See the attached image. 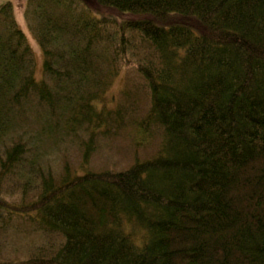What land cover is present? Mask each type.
I'll return each instance as SVG.
<instances>
[{
  "label": "trees",
  "instance_id": "trees-1",
  "mask_svg": "<svg viewBox=\"0 0 264 264\" xmlns=\"http://www.w3.org/2000/svg\"><path fill=\"white\" fill-rule=\"evenodd\" d=\"M23 14L42 76L7 0L0 264H264V0H26ZM127 129L132 163L77 172L70 149L84 168Z\"/></svg>",
  "mask_w": 264,
  "mask_h": 264
},
{
  "label": "rangeland",
  "instance_id": "rangeland-1",
  "mask_svg": "<svg viewBox=\"0 0 264 264\" xmlns=\"http://www.w3.org/2000/svg\"><path fill=\"white\" fill-rule=\"evenodd\" d=\"M7 0H0V6ZM15 6V12L17 19L20 23V25L24 28V30L27 32L29 40L34 48L35 55H36V75L38 78L42 76V51L41 48L38 44V42L35 40L33 35L30 33L27 24L24 19V6L26 4V0H11ZM124 75H122L117 82L115 83L112 92L117 93V97L119 95V89L124 85ZM142 101V100H141ZM143 109L140 110L142 112ZM154 132V138L152 139V144L151 145H146L145 147H148L147 150H144V154H152L154 153L156 144H158V141L161 140V132L158 131L157 129L153 130ZM156 133V134H155ZM135 136V132L128 130L126 134L124 135H119V136H111L110 138H107L106 141H104V145L100 149H98L100 155L98 156H93V160L91 158L88 159L87 165L83 168H79V165H82L81 163V157H82V152L78 148H72L68 152V157L70 162L73 164V166L76 168L77 172L82 169H92L94 167L93 163L97 164L98 161L101 162H106L107 165H111L110 167H113L115 169H120L124 168L128 164L132 163L134 160V151H135V145L133 142H131V135ZM142 145H139L141 148ZM138 147V146H137ZM138 147V148H139ZM63 150V149H62ZM57 150H56V156H57ZM113 165V166H112ZM99 168V166H98ZM56 172H60V167L55 169ZM27 246H23L21 253H23V250ZM12 251V250H10Z\"/></svg>",
  "mask_w": 264,
  "mask_h": 264
}]
</instances>
